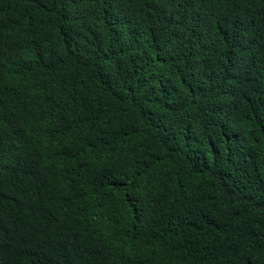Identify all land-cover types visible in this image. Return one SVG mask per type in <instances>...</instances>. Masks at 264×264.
<instances>
[{
	"label": "trees",
	"instance_id": "16d2710c",
	"mask_svg": "<svg viewBox=\"0 0 264 264\" xmlns=\"http://www.w3.org/2000/svg\"><path fill=\"white\" fill-rule=\"evenodd\" d=\"M0 264H264V0H0Z\"/></svg>",
	"mask_w": 264,
	"mask_h": 264
}]
</instances>
